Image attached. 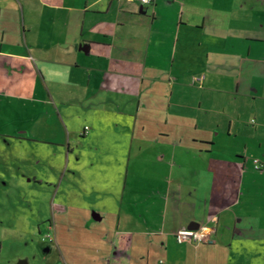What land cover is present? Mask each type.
Listing matches in <instances>:
<instances>
[{"label":"crops","instance_id":"crops-1","mask_svg":"<svg viewBox=\"0 0 264 264\" xmlns=\"http://www.w3.org/2000/svg\"><path fill=\"white\" fill-rule=\"evenodd\" d=\"M73 106L123 119L73 141ZM0 110L33 111L18 138L62 135L53 176L77 192L49 228L70 254L264 264L245 252L264 241V0H0ZM190 227L206 240L179 244Z\"/></svg>","mask_w":264,"mask_h":264},{"label":"rangeland","instance_id":"rangeland-1","mask_svg":"<svg viewBox=\"0 0 264 264\" xmlns=\"http://www.w3.org/2000/svg\"><path fill=\"white\" fill-rule=\"evenodd\" d=\"M70 108L63 110V114L72 129L73 141L99 139L94 132L88 137L79 135L85 123L97 124L99 120L105 124L114 123L116 118L118 121L123 119L121 115H99L98 110H78L74 106ZM33 115L32 110H16V114L10 115L0 110V264H92L77 256V253L70 254L62 242L64 235L59 225L58 230L55 227L58 232L57 242L50 238L54 235V229L49 228L51 221L59 222L61 219V213L57 210L59 205L70 203L68 195L77 192V186L67 189L65 183L61 184L60 175L57 179L53 176L62 169L58 153L61 148L49 139L60 140V131L50 135L42 134L48 142L17 137L21 129L30 128ZM74 129L77 134L73 132ZM53 160L54 168L50 164ZM85 172L91 171L86 168ZM71 198L76 199L78 196ZM78 199L74 204L78 203ZM248 240L250 244L246 243L245 248L247 254L257 258L264 254V241L253 244L251 238ZM71 245L76 252L77 241L74 240ZM234 262L237 263L238 259Z\"/></svg>","mask_w":264,"mask_h":264},{"label":"built area","instance_id":"built-area-1","mask_svg":"<svg viewBox=\"0 0 264 264\" xmlns=\"http://www.w3.org/2000/svg\"><path fill=\"white\" fill-rule=\"evenodd\" d=\"M143 4H152L154 0H140ZM87 128V127H86ZM255 166L257 169H260L264 166V163L260 160H255ZM175 239L179 244L183 243H199L204 242L206 240L205 233L193 229V228H181L175 233Z\"/></svg>","mask_w":264,"mask_h":264},{"label":"water","instance_id":"water-1","mask_svg":"<svg viewBox=\"0 0 264 264\" xmlns=\"http://www.w3.org/2000/svg\"><path fill=\"white\" fill-rule=\"evenodd\" d=\"M190 228H194V227H190Z\"/></svg>","mask_w":264,"mask_h":264}]
</instances>
